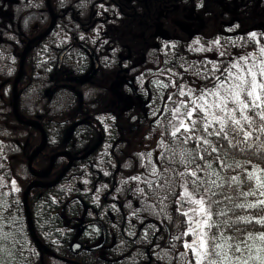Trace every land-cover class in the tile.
I'll list each match as a JSON object with an SVG mask.
<instances>
[{
    "label": "trees",
    "instance_id": "16d2710c",
    "mask_svg": "<svg viewBox=\"0 0 264 264\" xmlns=\"http://www.w3.org/2000/svg\"><path fill=\"white\" fill-rule=\"evenodd\" d=\"M187 1L192 3L191 8L185 7ZM51 3L57 22L53 31L33 42L27 53L18 86L19 113L25 121L39 122L48 136V148L34 161L39 170L49 166L50 157L57 150L68 148L80 153H74L79 158L58 184L36 188L30 194L35 228L52 252L42 253L29 234L23 201L27 185L35 178L28 167V156L40 146L42 132L19 122L12 102L22 53L31 39L49 28L52 14L47 0H0V243L11 247L8 258L2 251L1 256L7 260L6 264H41L42 260L45 264H72L54 254L83 264H185L192 254L189 251L186 257L181 256L186 250L175 237L186 230L187 218L176 211L178 197L158 186L163 182L160 173L171 175L164 172L172 158L169 149L179 151V141L171 136L168 125L173 119L172 110L180 101L191 100L211 88L214 78L225 67L240 56L252 53L257 56L264 46V26L252 23V0H176L173 9L164 7L172 4V0H51ZM192 11L202 15L206 24L197 26L198 32L191 39L173 20L180 18L190 27L185 15ZM257 13L264 14L259 8ZM221 19L234 23L224 26L213 23ZM158 26H163L164 32L156 37L154 31ZM252 33L256 34L255 40ZM89 49L99 62L97 75L85 83L72 81L71 78L88 76L94 69ZM120 63L136 81L141 75L146 78L154 75L175 82L161 117L166 145L155 176L139 174L135 155L141 152L142 140L137 132H129L134 121H130V111L122 113L112 103L119 99L108 85ZM182 87L194 96L180 95ZM208 138L215 143V137ZM95 140L101 142L100 147L84 158L83 152ZM262 142L264 133L259 132L249 141L254 147ZM195 146L194 141H189L184 147ZM229 152V164L251 160L246 165L249 170L252 165L264 167V158L254 155L253 149ZM214 155L205 154V158L221 176L237 174L238 170L218 169ZM63 159L57 160L50 179L63 170ZM175 168L184 170L179 164ZM44 179L46 183L54 180ZM165 196L167 199H163ZM254 199L248 197L249 202ZM237 211L240 215L256 212ZM91 220L99 222L82 230L81 224ZM240 227L253 232L264 230L260 225ZM104 229L106 243L92 249L103 242ZM183 239L191 241L192 237ZM77 240L83 247L73 253L71 245ZM250 243L254 245L253 256L257 247H264L258 240ZM244 255L247 257L248 253ZM260 255L264 256V251ZM249 264L259 261L250 260Z\"/></svg>",
    "mask_w": 264,
    "mask_h": 264
},
{
    "label": "snow or ice",
    "instance_id": "6c2138e0",
    "mask_svg": "<svg viewBox=\"0 0 264 264\" xmlns=\"http://www.w3.org/2000/svg\"><path fill=\"white\" fill-rule=\"evenodd\" d=\"M250 35L256 39L255 33ZM214 80L211 88L204 89L191 100L180 101L172 110L178 123L172 124L171 136L179 141V151L169 149L172 158L170 167L164 172L171 175L160 173L163 182L158 186L178 197L176 211L187 218L184 221L186 230L175 237L182 241L186 250L181 256L186 257L189 251L192 254V259L185 264H249L250 260L264 264V256L260 255L264 247H257L253 256L254 245L250 243L258 240L264 245V230L253 232L240 227L260 225L264 229V167L252 165L249 170L246 165H250L251 160L243 164L227 162L230 149L241 152L253 149L254 155L264 158V142L255 147L249 143L255 132L264 133V46L259 49V59L254 53L240 56ZM180 95L193 96V93L181 91ZM208 137H215V143ZM189 141H194L196 146L184 147ZM205 154L209 157L215 154L213 159L218 169L238 170L237 174L221 176L219 170L213 169V163L206 160ZM176 164L184 170L177 171ZM152 172L154 176L158 174L156 168ZM148 184L151 187V181ZM176 188L182 191H174ZM248 197L255 199L249 202ZM251 209L256 212L240 215L237 211ZM186 236H191V241L184 240Z\"/></svg>",
    "mask_w": 264,
    "mask_h": 264
},
{
    "label": "flooded vegetation",
    "instance_id": "af4514ba",
    "mask_svg": "<svg viewBox=\"0 0 264 264\" xmlns=\"http://www.w3.org/2000/svg\"><path fill=\"white\" fill-rule=\"evenodd\" d=\"M172 2H173L172 4H166L164 7L169 8V9L175 8L176 0H172ZM185 7L191 8L192 3L190 1H187L185 3ZM258 8H259V10H263V12H264V0H252V23L256 24L258 26L259 25L264 26V14L262 15L261 13H257ZM186 16H187V20H189V24L193 28L191 30L197 31V30H195L197 26L203 27L206 24L204 17L202 15H199L195 11H192L189 15H185V17ZM185 17H183V19ZM177 22H178V20H175V24L178 27ZM213 23L218 24L220 26H224V25H233L234 21L233 20L227 21L225 19H221L219 21H214ZM156 29L154 32H156ZM178 29L181 30L179 27H178ZM197 32H196V34H197ZM186 34L191 39L196 36V34L193 36L189 35L188 33H186ZM156 37H159V36H156ZM128 52L129 53L131 52L130 49L128 50ZM126 57L127 56L125 55L124 59ZM119 66L120 67L117 69L114 79L108 85L110 87V89L117 94L118 99H119V100L113 101L112 103L116 104L115 107L118 110H120L122 113H128L130 111L129 113L132 116L130 118V121L134 120L129 127L130 133L133 134V133H136L138 131H142V132L145 131V137H150L147 135L149 134V131L151 130L152 127H154L156 124H161L160 127H162L161 117L164 114V111H165V108L167 105L166 104L167 98L170 96L169 94L174 89L175 82L170 78H166L164 82L155 84V89L151 88L150 85L148 86V84H147L146 91L144 92L143 91L144 89H141L140 85L137 86L136 79L133 78L132 76H130L129 72L127 73V71L123 70V68H125L123 66V64L120 63ZM128 77H132L134 79L135 90L133 89V86L131 84H129V82H128L129 78ZM164 84H167L166 88H164ZM162 88H164V89L162 91H159V89H162ZM159 92H161V95ZM120 93L123 97H121ZM159 95L161 96L160 98L157 97ZM158 138H160L162 140L163 136L157 137V139ZM160 142L161 141L154 142L152 140V137H151V138H149V140H147V144H145L146 146H148L147 147L148 153L153 152L156 158L158 155L161 154V151L163 149V146L161 145ZM97 144H99V147H100L101 142L99 140H97V141L95 140V142L90 146V148H88L85 152H83V155L89 149H91L92 147H94ZM47 148H48V136H47V144H46L44 151ZM142 150H144L143 147L141 149L139 156L135 155L136 161H137L135 164V167H137L139 169L140 175H142V176H153V172H152V168H151L152 166H150L149 163L142 162L140 160V155H142ZM62 151L70 152L75 157L74 162L79 158L78 156H76L74 154V153H80L79 151H72L71 149H68V148L67 149H60V150L55 151L54 154L51 155L49 165H50L52 156L55 155L56 153H59ZM61 157H65V159L62 160L65 162V165L62 166L61 169H64L67 166V164L69 163V156H68V158H66L67 155H61V156L56 158L54 168L56 167L57 160ZM156 167H158V169H160V167H161L160 160H157ZM54 168H53V170H54ZM53 170H52V172H53ZM51 173L47 177V178H49V181L54 179V178L50 179Z\"/></svg>",
    "mask_w": 264,
    "mask_h": 264
},
{
    "label": "water",
    "instance_id": "95a60500",
    "mask_svg": "<svg viewBox=\"0 0 264 264\" xmlns=\"http://www.w3.org/2000/svg\"><path fill=\"white\" fill-rule=\"evenodd\" d=\"M47 6H48L49 11L52 14V22H51L49 28L45 32L39 34L38 36H36L35 38L31 39L27 43V45H26V47H25V49H24V51L22 53L21 64H20V69H19L18 75H17V77H16V79L14 81L13 102H12L13 111H14V115H15L16 119L19 122L26 123V124H28V125H30L32 127H35L37 129H39L42 132V137H43L40 146L38 148H36L30 154V156H28V160H27L28 161V167H29V170H30L31 174L33 176H35V179H33L32 181L29 182V184L27 185V187H26V189L24 191V194H23L24 209H25V215H26V220H27L28 231H29V234H30L34 244L36 245V247L38 248V250L40 252L42 251V253H44V250L48 251L49 253H52V252H50V250L47 249V247L45 246V244L43 243V241L39 237L38 232H37V230L35 228L34 219H33V215H32V212H31L30 203H29L30 194L36 188H39V187H52V186H55L56 184H58L62 180V178L69 172V170L71 169V167H72V165L74 163V159H75V157L70 152L62 151V152L56 153L55 155L52 156L50 165L47 168L46 172H38V171H36L33 168V164H34L35 159L44 151V149L46 147L47 134L44 131L42 125L39 122H36V121H25L24 119H22V117L20 116V113H19V107H18V86H19V83H20V81H21V79L23 77L27 53L29 52L33 42H35L37 39H40V38L48 36L53 31V29H54V27L56 25V22H57V16H56V14L53 11L51 0H47ZM177 25L183 32L188 33L191 36L196 34V31L191 30V28H189L183 22H179L178 21ZM163 32H164L163 28L158 26L157 29H156L155 35L156 36H161L163 34ZM89 50H90V52H91V54H92V56L94 58V61H95L94 69L92 70V72L88 76L71 78L72 81L79 82V83H85V82L91 81L97 75V73L99 71V62H98L97 56L94 53V51L91 50V49H89ZM65 52H63V54ZM63 54H62V56H63ZM62 56H61V58H62ZM128 82H129V84H131L133 86V89L135 90L134 80L132 78H130V79H128ZM98 147H99V144L95 145L94 147L89 149L83 155V157L84 158L88 157ZM61 155L69 156V163L67 164V166L60 172V174L53 181L47 182V183L44 182L43 179L48 177L50 175V173L52 172V170L54 168V165H55L56 158L61 156ZM95 222H99V221H97V220L85 221V222H83L81 224V229L84 230L87 225H89L91 223H95ZM106 233H107L106 229H104L103 242L101 244L97 245V246L92 247V249H99L106 243V239H107V234ZM82 247H83V244L80 241L77 240V241L72 243L71 250H72L73 253H75L78 250H80ZM54 256L56 258L60 259V260H63V261H66V262H70L72 264H83V263L77 262L75 260H72V259H69V258H65V257L59 256V255H56V254H54ZM43 264H45L44 261H43Z\"/></svg>",
    "mask_w": 264,
    "mask_h": 264
},
{
    "label": "rangeland",
    "instance_id": "374dc122",
    "mask_svg": "<svg viewBox=\"0 0 264 264\" xmlns=\"http://www.w3.org/2000/svg\"><path fill=\"white\" fill-rule=\"evenodd\" d=\"M175 20H178V21L182 22V20H181L180 18H176V19L173 20V24H174ZM183 22H184V21H183ZM160 27H161V26H160ZM162 27H163V26H162ZM190 28L193 29L191 26H190ZM255 56H256V55H255ZM258 56H259V52H258L256 58H259ZM160 80H163V82L165 81V79H163L162 77H161V78H160V77L158 78V77H156V76H154V75H149V76H147V78H146V76L141 75V76H139V78L137 79V81H136L137 83H136V84H137V86L140 85V86H141V89H144L143 91L145 92V91H146V86H147L148 83L150 84V86L154 87L155 84H157V83H161ZM149 84H148V86H149ZM166 86H167V84H164V88H166ZM159 88H160V87H159ZM164 88L159 89V91H162ZM154 89H155V88H154ZM181 91H183V92H185V93H188V92H189V90H188V89H185V87H182ZM159 93H160V95H161V92H159ZM193 96H194V94H193ZM179 103H180V102H179ZM183 111H184V109L182 108V112H183ZM170 121H171V124L169 123L168 127H169V129H171V131H172V130H173V129H172V124H177L178 121L175 120L174 118H173V119L171 118ZM160 125H161V124H156L154 127L151 128V130L149 131V134L147 135V136H150V137H145V131H143V132H142V131H138V132H137V134L140 136V138H141V140H142V147H143V149H144V150H142V155H140V160H141L142 162L149 163L150 166H152V167H151L152 170H153V168H156L157 170H159L158 167H156V165H157V160H159L160 155H158L157 158H156L153 152H149V153H148V151H147V150H148V149H147L148 146H146L145 144H147V140H149V138L152 137V140H153L154 142L161 141L160 143H161V145H162L163 147L166 145V134H165L164 130L161 129ZM161 136H163L162 140H161L160 138L157 139V137H161ZM145 149H146V150H145ZM66 158H68V156H67ZM33 168H34L36 171H38V172H46L48 166L45 167L44 169L39 170V169L33 164ZM34 179H35V178H34ZM32 180H33V179H32ZM32 180H31V181H32ZM43 180H45V179H43ZM16 230L20 231L18 228H16ZM1 232H2V230H0V233H1ZM0 236H1V234H0ZM0 251H2V253L5 255V256H4L5 258H6V257L8 258V256H10L9 253L11 252V247H10V246L7 247V245H5V246H1V243H0ZM4 257L1 256V253H0V264H6V263H7V260H6ZM65 258H68V257H65ZM69 259H71V258H69ZM72 260H74V259H72ZM43 261H44V260L41 261V264H43Z\"/></svg>",
    "mask_w": 264,
    "mask_h": 264
}]
</instances>
